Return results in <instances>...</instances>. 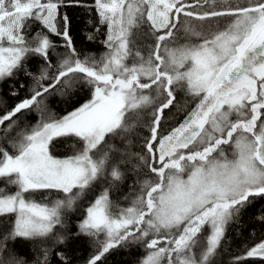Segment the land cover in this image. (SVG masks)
<instances>
[{"label": "snow or ice", "instance_id": "1", "mask_svg": "<svg viewBox=\"0 0 264 264\" xmlns=\"http://www.w3.org/2000/svg\"><path fill=\"white\" fill-rule=\"evenodd\" d=\"M75 5L94 9L96 32L106 28L99 56L74 46L66 0H0V82L33 79L28 96L0 111V264H27L8 248L18 238L66 243L55 232L64 211L94 189L77 225L95 248L87 264L125 244L144 248L139 264H214L228 227L264 198V0ZM32 58L39 75L26 68ZM78 85L90 99L63 116L49 111V93L71 99ZM181 92L194 107L165 134L163 114ZM32 112L36 122L22 126ZM137 128L148 135L131 152L123 141ZM58 138L75 139L72 155L53 154ZM130 161L134 187L113 200ZM53 190L63 198L34 199ZM257 257L264 238L232 264ZM35 264H50L48 249Z\"/></svg>", "mask_w": 264, "mask_h": 264}, {"label": "trees", "instance_id": "2", "mask_svg": "<svg viewBox=\"0 0 264 264\" xmlns=\"http://www.w3.org/2000/svg\"><path fill=\"white\" fill-rule=\"evenodd\" d=\"M94 0H80V4H92ZM192 2V0H189ZM69 5L61 9L62 13H66L70 21V35L73 39L76 49L84 54L93 53L99 56L105 51L103 44L100 42L104 39L103 33L106 31L105 27H101L100 32L95 31V25L98 24V19L94 9L77 6L75 0H66ZM220 23L226 22L225 18H221ZM91 34L95 36L94 40H89L87 37ZM52 39L62 44L63 41L53 36ZM151 41H146L150 43ZM58 52L63 51L58 48ZM55 55V53H54ZM42 61L39 58H32L26 64L28 71L35 75H39V69ZM33 84L31 76H26L23 72H18L13 78L6 79L0 82V111L7 110L13 107L21 99L29 95V88ZM23 85V87H21ZM71 99L68 94L62 93L59 89L51 92L46 96L45 103L49 111L55 113L58 117L65 115L72 111L75 107L90 99V91L87 86H76L71 90ZM16 92L17 95H11ZM194 107L193 102L188 99L184 93L177 94V105L165 110L163 114L162 130L165 134L176 127L183 121L186 111H190ZM18 119L23 124H34L38 119V113L32 112L19 116ZM148 135V130L137 128L134 134L128 136L127 144L131 141L129 151L137 152L140 150V142L137 136ZM113 143L118 147H122L121 139L116 138ZM69 145H76L75 139L72 138H58L53 142L52 152L57 157H65L72 155V148ZM135 161H130L125 164L122 170L125 172V178L119 184V191L113 192L112 199L122 201L123 197L128 195L130 190L134 187V181L137 173L133 171ZM148 178V177H144ZM0 181V185H2ZM49 196L44 193L36 194L34 199L40 201H51L58 198H63L61 193L53 190ZM47 193V192H45ZM97 194V189L87 192L72 209H66L63 213V226H57L55 232L67 237V242L64 244H57L55 239L29 240L18 238L16 241H9L8 248L18 258H22L27 264H35L38 257L41 256L42 249H48L50 253V264H62L61 260L55 255L57 252H63L66 258L64 264H87L88 260L94 254L95 248L92 239L86 235L78 233V223L84 215V208ZM264 216V198H255L227 229L226 237L224 238L221 249L219 250L215 264H232L233 260L242 255L244 247H251L254 242H259L264 238V222L259 218ZM4 226H0V231H5ZM145 255L143 247L136 244H125L122 247L110 251L100 264H139L142 257ZM241 264H264V258H249L241 262Z\"/></svg>", "mask_w": 264, "mask_h": 264}, {"label": "rangeland", "instance_id": "3", "mask_svg": "<svg viewBox=\"0 0 264 264\" xmlns=\"http://www.w3.org/2000/svg\"><path fill=\"white\" fill-rule=\"evenodd\" d=\"M77 146H78V145H77ZM52 193H54V191L47 192V193H44V194H45V196H49V195H51ZM216 258H217V255H215V257H214V264H215V262H216Z\"/></svg>", "mask_w": 264, "mask_h": 264}]
</instances>
